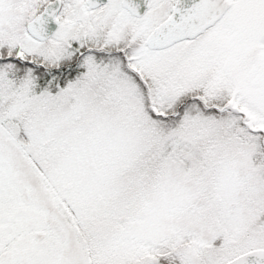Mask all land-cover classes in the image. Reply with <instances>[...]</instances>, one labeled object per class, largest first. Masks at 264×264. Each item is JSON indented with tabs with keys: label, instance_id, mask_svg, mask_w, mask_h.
<instances>
[{
	"label": "snow or ice",
	"instance_id": "obj_1",
	"mask_svg": "<svg viewBox=\"0 0 264 264\" xmlns=\"http://www.w3.org/2000/svg\"><path fill=\"white\" fill-rule=\"evenodd\" d=\"M0 264H264V0H0Z\"/></svg>",
	"mask_w": 264,
	"mask_h": 264
}]
</instances>
